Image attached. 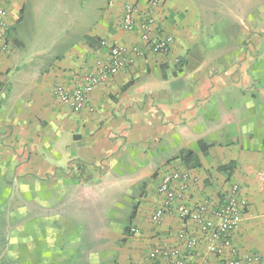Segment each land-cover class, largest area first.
<instances>
[{"label": "crops", "instance_id": "0c3cea01", "mask_svg": "<svg viewBox=\"0 0 264 264\" xmlns=\"http://www.w3.org/2000/svg\"><path fill=\"white\" fill-rule=\"evenodd\" d=\"M148 1L0 0L8 41L0 54V182H22L25 197L46 205L68 198L89 209L86 217L36 238L41 245L71 247L67 253L77 257L64 253L68 260L53 261L39 254L32 264H102L104 254L115 264H146L157 245L185 251L177 234L187 228L198 233L195 225L176 213L159 223L151 219L164 202L157 189L170 170L195 176L187 200L207 202L210 210L238 184L247 207L231 248L243 258L258 255L257 264H264V81H239L249 80L250 54L260 37L257 5L264 3L159 0L157 30L173 43L153 53L142 44L139 27L122 28L124 7L136 3L140 18ZM257 16L264 30V8ZM247 37L255 46L242 44ZM113 44L138 46L142 53L130 51L128 65L74 112L56 87L80 82ZM189 150L199 165L182 160ZM231 162L233 169L221 170ZM119 182L129 211L124 221L107 224L101 195ZM130 226L139 233H129ZM231 257L230 249L216 256L202 243L189 259L229 264Z\"/></svg>", "mask_w": 264, "mask_h": 264}, {"label": "built area", "instance_id": "2783aa9c", "mask_svg": "<svg viewBox=\"0 0 264 264\" xmlns=\"http://www.w3.org/2000/svg\"><path fill=\"white\" fill-rule=\"evenodd\" d=\"M160 5L159 0H149L147 10L139 18L137 4L129 3L124 7L122 18L123 30L131 32L139 27L142 44L153 53H165L173 43L170 35L160 34L157 30ZM6 16V8L0 5V54L8 48ZM105 44L103 41L102 45ZM130 51L136 54L142 53V49L138 46L129 49L123 45H111L108 57L97 60L93 71L84 73L80 82L73 87L57 86L56 95L74 112L81 111L99 84L106 82L128 65ZM194 181L196 177L188 172L170 170L162 175L157 190L159 195L164 196V202L152 214V221L159 223L165 214L176 213L187 226L195 225L198 233L188 228L179 231L177 237L185 251L178 246L157 245L148 253L146 264H161L162 260L165 264H193L189 259L190 254L202 243L209 253L216 256H221L226 249H230L232 257L229 259V264L259 263L258 255L243 258L231 248L233 231L238 225L239 216L247 207V201L239 195V185L231 184L223 200L216 208L210 210L207 202L193 205L187 200L190 184ZM128 232L133 235L139 233L135 226H130Z\"/></svg>", "mask_w": 264, "mask_h": 264}, {"label": "rangeland", "instance_id": "374dc122", "mask_svg": "<svg viewBox=\"0 0 264 264\" xmlns=\"http://www.w3.org/2000/svg\"><path fill=\"white\" fill-rule=\"evenodd\" d=\"M257 2L263 4L264 0H257ZM263 8V6L257 5L255 26L260 37L256 38L255 51L250 54L253 67L248 72L249 80L241 77L239 81H264V30L258 27L262 22L258 21L257 16L258 11L263 10ZM247 39L248 37L243 39V45L254 44ZM38 185L36 184L37 190L39 189ZM116 185L118 186L116 187ZM121 185L122 183L119 182L114 185L115 187H107V192L101 195L100 203L103 202L105 208L103 211L104 218L108 216L107 224L124 221L129 211L128 197L122 192ZM72 188L74 186L69 185V189ZM24 189L25 184L22 182H0V264H32L31 261L37 259L39 254H43L45 259L53 261L58 260L60 256H63L60 261L77 257L75 254L67 253V249L71 247L58 245L55 243L56 241L54 244L41 245L36 238H39L38 234L47 232L49 227H56L59 224L65 225L68 221L86 217L89 209H85L87 212L78 206L77 209L73 200L68 198H64L59 206L55 203L46 205L44 204L45 201L40 203L38 197H25L26 190ZM41 204L44 205L40 206ZM59 227L61 226L59 225ZM99 248L102 247H97V249ZM64 253L67 254L68 258H64ZM84 258L85 256H81L80 260ZM101 259H104L102 264H115L108 260L109 256L105 254L102 255Z\"/></svg>", "mask_w": 264, "mask_h": 264}, {"label": "trees", "instance_id": "16d2710c", "mask_svg": "<svg viewBox=\"0 0 264 264\" xmlns=\"http://www.w3.org/2000/svg\"><path fill=\"white\" fill-rule=\"evenodd\" d=\"M201 146H202V148L204 150L205 149L204 144H201ZM180 157L186 163L194 162L197 165L200 164V159H199V157H198V155H197V153L195 151L189 150V151L183 152ZM234 164H235L234 162H231L228 165L222 166L221 167V170L233 169ZM134 215H135V210L133 211L131 218H133Z\"/></svg>", "mask_w": 264, "mask_h": 264}]
</instances>
